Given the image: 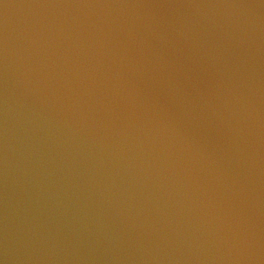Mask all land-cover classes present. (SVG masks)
<instances>
[{
	"label": "water",
	"instance_id": "obj_1",
	"mask_svg": "<svg viewBox=\"0 0 264 264\" xmlns=\"http://www.w3.org/2000/svg\"><path fill=\"white\" fill-rule=\"evenodd\" d=\"M0 264H264V0H0Z\"/></svg>",
	"mask_w": 264,
	"mask_h": 264
}]
</instances>
